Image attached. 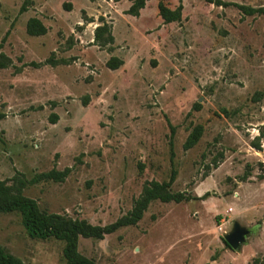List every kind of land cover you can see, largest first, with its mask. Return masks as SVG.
<instances>
[{"label": "rangeland", "instance_id": "rangeland-1", "mask_svg": "<svg viewBox=\"0 0 264 264\" xmlns=\"http://www.w3.org/2000/svg\"><path fill=\"white\" fill-rule=\"evenodd\" d=\"M132 2L0 0V181L68 167L64 181L23 194L103 226L174 167L171 191L187 200H155L136 225L80 237L79 253L98 264H264V147H251L264 123V16L205 0H146L133 16ZM159 2L181 4V18L164 22ZM31 17L46 34H27ZM103 23L114 42L101 47ZM111 57L123 64L109 69ZM234 222L253 229L240 252L223 242ZM0 246L23 264H65L63 242L29 237L19 212L0 213Z\"/></svg>", "mask_w": 264, "mask_h": 264}, {"label": "trees", "instance_id": "trees-1", "mask_svg": "<svg viewBox=\"0 0 264 264\" xmlns=\"http://www.w3.org/2000/svg\"><path fill=\"white\" fill-rule=\"evenodd\" d=\"M208 3L216 5H231L237 7L242 14L252 16L255 14L264 16V6L253 8L250 6L240 5L233 2H222L221 0H205ZM146 0H133L127 12L133 16L139 15V10L143 9ZM23 11V7L21 8ZM182 5L179 4L175 9H170L162 2L158 3V14L164 22L178 21L181 18ZM26 32L31 36H41L46 34L47 28L37 17H31L26 22ZM94 43L104 47L112 45L114 37L111 27L106 23L96 27L94 32ZM1 48V43H0ZM1 55V54H0ZM48 63L50 60H47ZM123 61L116 57H111L107 61V67L111 70L119 68ZM6 67V63L0 61V68ZM194 109H199L195 104ZM264 114V111H263ZM5 114L0 111V121ZM57 119L56 114L50 116L52 123ZM171 136L174 134V127L171 126ZM203 133V127L197 124L192 127L189 135L184 142V148L193 147L200 139ZM263 139V142L260 140ZM263 145V146H262ZM251 147L261 151L264 147V123L261 126L260 134L253 138ZM70 168L58 170L52 168L46 172H40L27 179L23 173H16L11 179V184L0 181V213L19 212L21 223L31 238L48 239L54 238L63 242L62 257L65 264H98L93 259L81 255L78 251L79 238L102 239L105 235L114 233L118 229L126 226L136 225L143 217L149 204L155 200L163 203H179L187 200L188 197L183 192H172L171 186L176 178V170L173 167L167 181H149L145 182L140 195L134 200L130 211L119 217L114 222L107 225H94L85 219L70 218L59 213H49L39 209L36 201L23 194V189L29 185H34L42 181L62 182L70 173ZM207 195L204 194L203 197ZM261 222H258V224ZM225 246L230 249L228 244L223 240ZM0 264H23L22 260L8 252L0 246ZM254 264H258L254 260Z\"/></svg>", "mask_w": 264, "mask_h": 264}, {"label": "water", "instance_id": "water-1", "mask_svg": "<svg viewBox=\"0 0 264 264\" xmlns=\"http://www.w3.org/2000/svg\"><path fill=\"white\" fill-rule=\"evenodd\" d=\"M253 233V229L234 222L229 232L223 235V240L231 250L240 252L244 245L248 243V237Z\"/></svg>", "mask_w": 264, "mask_h": 264}]
</instances>
